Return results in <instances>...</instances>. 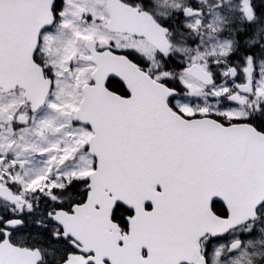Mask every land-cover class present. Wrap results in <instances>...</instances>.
Instances as JSON below:
<instances>
[{
    "label": "snow or ice",
    "instance_id": "6c2138e0",
    "mask_svg": "<svg viewBox=\"0 0 264 264\" xmlns=\"http://www.w3.org/2000/svg\"><path fill=\"white\" fill-rule=\"evenodd\" d=\"M0 264H264V0H0Z\"/></svg>",
    "mask_w": 264,
    "mask_h": 264
}]
</instances>
